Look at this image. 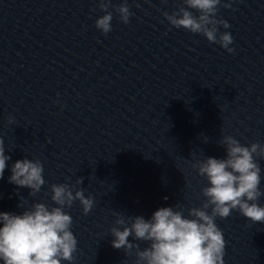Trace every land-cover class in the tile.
Returning <instances> with one entry per match:
<instances>
[{
    "label": "clouds",
    "instance_id": "9594fccd",
    "mask_svg": "<svg viewBox=\"0 0 264 264\" xmlns=\"http://www.w3.org/2000/svg\"><path fill=\"white\" fill-rule=\"evenodd\" d=\"M234 0H182L172 13H163L172 27L202 35L209 43L218 44L229 53L234 52L230 25L218 17L221 7L230 9ZM98 8L104 14L95 21L102 34L112 31L113 12L121 23L127 25L130 11L127 0L115 6L112 0H98ZM95 11V10H94ZM9 124H14L12 117ZM219 144L226 150V157H206L196 160L192 167L199 176L206 178L208 186L201 189L205 198L200 207L188 209L187 217L178 205L161 207L151 218L128 217L117 214L115 225L110 229L112 247L131 253L135 249L134 264H224L226 241L216 219H224L238 210L253 223H264V206L258 201L264 196L261 189V166L257 158L264 160V144H241L231 135H224ZM3 137H0V179H3L7 161ZM44 166L39 160H17L11 167L8 182L20 188L30 189L32 196L40 192L46 183ZM83 177L75 184H52L51 201L55 206L33 203L21 214L0 212V261L3 264H74L78 241L71 231L72 216L65 211L79 201L84 215L94 207L91 195L85 196ZM167 199V197H165ZM210 209V211H209ZM147 242L141 250L140 244Z\"/></svg>",
    "mask_w": 264,
    "mask_h": 264
}]
</instances>
